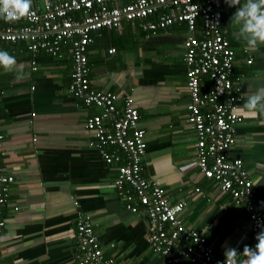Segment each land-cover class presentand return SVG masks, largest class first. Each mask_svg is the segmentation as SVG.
Listing matches in <instances>:
<instances>
[{
	"label": "crops",
	"instance_id": "crops-1",
	"mask_svg": "<svg viewBox=\"0 0 264 264\" xmlns=\"http://www.w3.org/2000/svg\"><path fill=\"white\" fill-rule=\"evenodd\" d=\"M54 1L32 0L31 9ZM213 1L234 54L232 77H239L242 87L241 120L229 157L242 162L264 209V113L252 116L243 109L247 97L264 87V44L249 49L231 22L237 8ZM138 24L126 21L118 30L92 35L86 51L91 86L132 97L146 144L142 176L164 189L170 203H185L182 224L202 234L215 258H224L225 246L238 253L245 246L255 249L257 239L242 206L195 166V134L186 119V27L175 24L146 38ZM111 48L114 53L107 54ZM0 50L22 65L19 73L0 69V166L13 177L0 207V264H75L79 212L90 216L104 256L118 264H159L148 245L145 218L127 211L112 187L115 169L125 160L105 165L87 145L91 136L84 123L98 110L66 92L69 46L56 57L42 52L31 57L25 43L0 42ZM203 85L208 87L206 81Z\"/></svg>",
	"mask_w": 264,
	"mask_h": 264
},
{
	"label": "built area",
	"instance_id": "built-area-1",
	"mask_svg": "<svg viewBox=\"0 0 264 264\" xmlns=\"http://www.w3.org/2000/svg\"><path fill=\"white\" fill-rule=\"evenodd\" d=\"M126 21L138 22L146 38L175 24L186 27L182 43L186 119L195 134V166L218 191L242 206L250 231L257 237L264 231L262 200L254 196L242 162L229 157L241 120L237 109L242 87L239 77H232L234 54L213 0H55L32 8L30 15L21 14L12 22L0 18V42L25 43L31 57L39 52L56 57L69 46L72 69L66 92L84 106L98 110L84 123L91 136L87 145L99 153L105 165L119 162L121 156L125 160L115 169L112 187L127 211L145 218L148 245L158 255L159 264H224L225 258L213 256L201 233L182 224L185 203H170L164 189L142 176L146 144L132 97L99 91L90 84L86 59L90 35L101 29L118 30ZM112 53L113 48L107 50V54ZM30 65L34 67V61ZM3 138L0 130V148ZM12 182L13 177L3 174L0 166V207ZM3 227L0 217V232ZM75 244V264H118L104 256L87 213H77Z\"/></svg>",
	"mask_w": 264,
	"mask_h": 264
},
{
	"label": "clouds",
	"instance_id": "clouds-1",
	"mask_svg": "<svg viewBox=\"0 0 264 264\" xmlns=\"http://www.w3.org/2000/svg\"><path fill=\"white\" fill-rule=\"evenodd\" d=\"M229 7H236L231 22L239 26V38L251 50H256L258 45L264 44V0H225ZM32 0H0V18L12 22L23 16L31 14ZM22 65L17 63L15 56L6 50H0V69L5 72H18ZM243 109L252 116L264 113V87L256 89L247 97ZM255 249L244 247L242 253L236 248L225 246L224 264H239L238 257L247 259L244 264H264V231L257 237Z\"/></svg>",
	"mask_w": 264,
	"mask_h": 264
},
{
	"label": "trees",
	"instance_id": "trees-1",
	"mask_svg": "<svg viewBox=\"0 0 264 264\" xmlns=\"http://www.w3.org/2000/svg\"><path fill=\"white\" fill-rule=\"evenodd\" d=\"M199 26H200L199 21H197V22H196V27H197V29L199 28ZM106 31H107V30H105V29L98 30L97 32L92 33V34L90 35V37H92L93 34H97V33H99V32H106ZM91 41H92V39H91ZM137 113H138V112H137ZM145 149H146V148H145ZM121 158H123V157L121 156Z\"/></svg>",
	"mask_w": 264,
	"mask_h": 264
}]
</instances>
